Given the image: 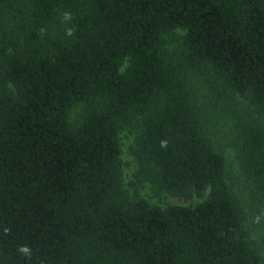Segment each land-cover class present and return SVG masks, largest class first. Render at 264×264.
Listing matches in <instances>:
<instances>
[{
    "label": "trees",
    "instance_id": "1",
    "mask_svg": "<svg viewBox=\"0 0 264 264\" xmlns=\"http://www.w3.org/2000/svg\"><path fill=\"white\" fill-rule=\"evenodd\" d=\"M207 74L264 118V0H0V264H264L202 115ZM135 120L137 176L199 203L131 198L120 133ZM241 131L264 194V124Z\"/></svg>",
    "mask_w": 264,
    "mask_h": 264
},
{
    "label": "rangeland",
    "instance_id": "2",
    "mask_svg": "<svg viewBox=\"0 0 264 264\" xmlns=\"http://www.w3.org/2000/svg\"><path fill=\"white\" fill-rule=\"evenodd\" d=\"M6 30L10 31L4 28L3 32L5 33ZM52 30L66 40L73 36L69 22L63 18L53 23ZM69 31L71 35L68 34ZM184 35L185 30L181 28L165 35V45L171 52L172 61L178 65L184 63ZM194 87L200 93L199 103L204 108L202 109L204 120L215 125L217 146L227 158L230 182L244 208L246 230L250 239L261 248L264 257V194L260 193L243 173L234 141L242 136L243 123L259 120L264 124V118L248 99L226 88L223 82L213 74L196 77ZM140 134V120L124 124L120 133L125 185L131 198L133 200L146 199L163 208L173 204L194 205L199 203L201 199L198 197L187 200L161 189L150 178L140 179L137 176L138 162L133 155V148Z\"/></svg>",
    "mask_w": 264,
    "mask_h": 264
},
{
    "label": "clouds",
    "instance_id": "3",
    "mask_svg": "<svg viewBox=\"0 0 264 264\" xmlns=\"http://www.w3.org/2000/svg\"><path fill=\"white\" fill-rule=\"evenodd\" d=\"M65 18H69V14H65ZM69 35H71V31L68 32ZM166 142H162V146H165ZM19 251L24 254V255H27L29 258L31 256V253H30V249L28 247H22L19 249Z\"/></svg>",
    "mask_w": 264,
    "mask_h": 264
}]
</instances>
